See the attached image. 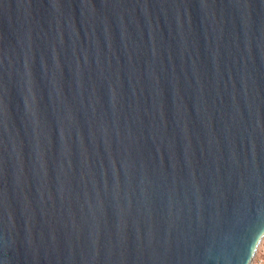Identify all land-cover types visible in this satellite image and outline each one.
<instances>
[{"label":"water","instance_id":"1","mask_svg":"<svg viewBox=\"0 0 264 264\" xmlns=\"http://www.w3.org/2000/svg\"><path fill=\"white\" fill-rule=\"evenodd\" d=\"M264 237V0H0V264H251Z\"/></svg>","mask_w":264,"mask_h":264},{"label":"built area","instance_id":"2","mask_svg":"<svg viewBox=\"0 0 264 264\" xmlns=\"http://www.w3.org/2000/svg\"><path fill=\"white\" fill-rule=\"evenodd\" d=\"M251 264H264V253L261 254V249L256 251Z\"/></svg>","mask_w":264,"mask_h":264},{"label":"rangeland","instance_id":"3","mask_svg":"<svg viewBox=\"0 0 264 264\" xmlns=\"http://www.w3.org/2000/svg\"><path fill=\"white\" fill-rule=\"evenodd\" d=\"M264 246V237L262 238V240L260 241L257 250L261 249ZM256 250V251H257Z\"/></svg>","mask_w":264,"mask_h":264},{"label":"crops","instance_id":"4","mask_svg":"<svg viewBox=\"0 0 264 264\" xmlns=\"http://www.w3.org/2000/svg\"><path fill=\"white\" fill-rule=\"evenodd\" d=\"M264 253V246L261 248V254Z\"/></svg>","mask_w":264,"mask_h":264}]
</instances>
